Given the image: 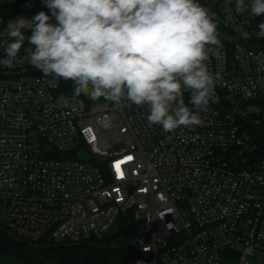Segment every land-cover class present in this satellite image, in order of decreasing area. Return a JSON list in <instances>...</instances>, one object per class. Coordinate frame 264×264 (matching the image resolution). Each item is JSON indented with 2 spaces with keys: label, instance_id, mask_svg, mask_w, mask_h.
Returning a JSON list of instances; mask_svg holds the SVG:
<instances>
[{
  "label": "built area",
  "instance_id": "1",
  "mask_svg": "<svg viewBox=\"0 0 264 264\" xmlns=\"http://www.w3.org/2000/svg\"><path fill=\"white\" fill-rule=\"evenodd\" d=\"M198 2L215 13L220 45L206 63L219 79L199 125L165 132L146 105L64 92L29 60L26 24L51 17L45 0H0V59L11 28L25 36L12 66L0 64V221L12 232L101 238L131 212L133 264L261 259L264 148L250 128H264V16L237 14L235 0Z\"/></svg>",
  "mask_w": 264,
  "mask_h": 264
},
{
  "label": "clouds",
  "instance_id": "2",
  "mask_svg": "<svg viewBox=\"0 0 264 264\" xmlns=\"http://www.w3.org/2000/svg\"><path fill=\"white\" fill-rule=\"evenodd\" d=\"M45 3L51 17L40 11L26 24L30 63L44 75L73 81L74 93L92 100L126 98L146 105L148 122L165 132L201 123L197 113L208 110L219 79L206 63L209 46L220 45L215 13L198 0ZM235 11L264 16V0H235ZM258 28L264 36V22ZM241 36L247 39L248 33ZM9 37L0 64L10 67L25 36L11 28Z\"/></svg>",
  "mask_w": 264,
  "mask_h": 264
},
{
  "label": "trees",
  "instance_id": "3",
  "mask_svg": "<svg viewBox=\"0 0 264 264\" xmlns=\"http://www.w3.org/2000/svg\"><path fill=\"white\" fill-rule=\"evenodd\" d=\"M61 80V89L64 92L83 98L87 102L93 101L83 93L76 95L73 81L62 78ZM250 129L264 148V128L254 126ZM135 228L136 221L129 212L119 216L113 233L109 231L101 238L66 239L56 242L44 237L34 241L16 235L0 221V256L11 255L23 264H133L138 254L129 241Z\"/></svg>",
  "mask_w": 264,
  "mask_h": 264
},
{
  "label": "crops",
  "instance_id": "4",
  "mask_svg": "<svg viewBox=\"0 0 264 264\" xmlns=\"http://www.w3.org/2000/svg\"><path fill=\"white\" fill-rule=\"evenodd\" d=\"M0 264H23L19 259L11 255L0 256Z\"/></svg>",
  "mask_w": 264,
  "mask_h": 264
},
{
  "label": "rangeland",
  "instance_id": "5",
  "mask_svg": "<svg viewBox=\"0 0 264 264\" xmlns=\"http://www.w3.org/2000/svg\"><path fill=\"white\" fill-rule=\"evenodd\" d=\"M85 157H89V153H85L84 154ZM2 216L0 215V218ZM116 223L117 221L115 222V224H113V226L111 227L110 231L111 233L114 232V230L116 229ZM264 260V253H262V256H261V259L260 260H257L256 262L252 263V264H258L259 262L263 261ZM226 264H238V263H234V262H227Z\"/></svg>",
  "mask_w": 264,
  "mask_h": 264
}]
</instances>
